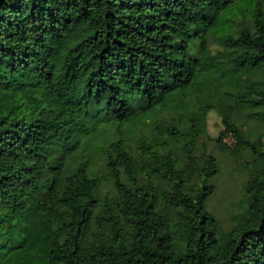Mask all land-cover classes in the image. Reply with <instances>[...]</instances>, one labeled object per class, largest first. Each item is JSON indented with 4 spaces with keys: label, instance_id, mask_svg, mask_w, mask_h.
<instances>
[{
    "label": "trees",
    "instance_id": "obj_1",
    "mask_svg": "<svg viewBox=\"0 0 264 264\" xmlns=\"http://www.w3.org/2000/svg\"><path fill=\"white\" fill-rule=\"evenodd\" d=\"M210 110L253 155L229 230L194 153ZM240 115L264 123V0H0V264H264V126Z\"/></svg>",
    "mask_w": 264,
    "mask_h": 264
},
{
    "label": "rangeland",
    "instance_id": "obj_2",
    "mask_svg": "<svg viewBox=\"0 0 264 264\" xmlns=\"http://www.w3.org/2000/svg\"><path fill=\"white\" fill-rule=\"evenodd\" d=\"M211 48L215 51L217 45L211 44ZM244 76V72H236L232 76V89L239 95L245 94ZM176 116L177 113L161 112L158 120L166 122L171 118H176ZM206 121L205 134L199 137L194 153L212 156L217 162L218 173L207 181L215 187V191L207 200V208L214 214L220 227L229 230L236 223V217L247 205L244 185L249 179L248 162L252 160L253 155L249 149H243L239 155L234 156L219 147L215 139L223 129V124L221 116L215 110L208 112ZM244 122V116L240 115L239 125L245 130H254L255 128L260 131L261 126H264V123L259 127L254 122ZM133 152H135V148ZM119 160L126 162L125 158L120 157ZM105 171V168L100 166L98 173L104 174ZM200 182V178L195 177L190 184L194 186L200 184ZM110 186L108 181H103L101 192L105 193L110 190Z\"/></svg>",
    "mask_w": 264,
    "mask_h": 264
}]
</instances>
